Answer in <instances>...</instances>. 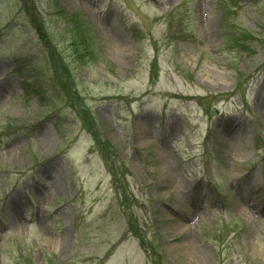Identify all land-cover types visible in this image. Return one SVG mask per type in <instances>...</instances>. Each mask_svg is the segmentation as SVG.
Wrapping results in <instances>:
<instances>
[{
  "label": "rangeland",
  "instance_id": "obj_1",
  "mask_svg": "<svg viewBox=\"0 0 264 264\" xmlns=\"http://www.w3.org/2000/svg\"><path fill=\"white\" fill-rule=\"evenodd\" d=\"M0 35L34 83L0 77V264H264V0H0ZM40 164L24 218L12 182Z\"/></svg>",
  "mask_w": 264,
  "mask_h": 264
},
{
  "label": "trees",
  "instance_id": "obj_2",
  "mask_svg": "<svg viewBox=\"0 0 264 264\" xmlns=\"http://www.w3.org/2000/svg\"><path fill=\"white\" fill-rule=\"evenodd\" d=\"M80 59H82V57H80ZM83 60V59H82Z\"/></svg>",
  "mask_w": 264,
  "mask_h": 264
}]
</instances>
